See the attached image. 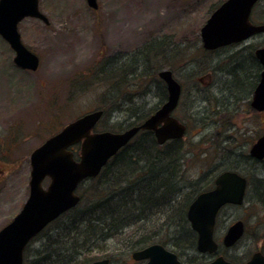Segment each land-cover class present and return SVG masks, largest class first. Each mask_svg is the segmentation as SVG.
Returning <instances> with one entry per match:
<instances>
[{
	"label": "rangeland",
	"instance_id": "rangeland-1",
	"mask_svg": "<svg viewBox=\"0 0 264 264\" xmlns=\"http://www.w3.org/2000/svg\"><path fill=\"white\" fill-rule=\"evenodd\" d=\"M224 1L96 0L98 8L93 10L86 0H38L39 11L49 24L32 18L18 24L21 42L39 58L35 72L16 67L14 52L0 37V230L28 198L29 158L36 148L65 125L96 110L104 112L96 132L119 133L143 121L165 98L158 72L171 69L185 94L174 116L188 127L180 140L185 165L174 205L84 251L82 258L144 264L131 258L137 238L155 231L168 240L165 224H172L170 233L176 231L191 198L231 166H238L237 172L246 176L247 195L241 207H226L217 217L214 239L219 245L218 256L241 264L256 252L264 254V162L257 172L249 165L236 164L263 133L264 113H236L228 107L213 114L205 101L208 96L220 98L224 92L217 88L226 84L228 76H215L213 69L224 65L198 50L199 31ZM252 15L264 22V0ZM256 42L264 45V35ZM153 44L158 45L153 48L156 53L150 50ZM73 151L77 156L78 148ZM48 183L46 179L43 187ZM92 188L84 183L77 194L92 200ZM238 220L244 223V236L225 249L222 237ZM45 233L53 238L57 235L58 240L64 237V232L57 234L52 228L42 235ZM187 238H179L178 248L173 244L164 248L176 253L181 264L214 259L188 249ZM42 241L40 237L30 242L27 256L41 249Z\"/></svg>",
	"mask_w": 264,
	"mask_h": 264
},
{
	"label": "water",
	"instance_id": "water-1",
	"mask_svg": "<svg viewBox=\"0 0 264 264\" xmlns=\"http://www.w3.org/2000/svg\"><path fill=\"white\" fill-rule=\"evenodd\" d=\"M258 1L225 0L200 29L203 48L214 50L264 32V26L249 23V15ZM86 3L93 10L98 8L96 0H86ZM26 18L49 24L39 11L38 0H0V37L14 52L15 66L35 72L39 58L23 45L18 32V24ZM256 57L262 72L251 106L261 112L264 110V48L256 51ZM158 77L166 85L167 101L142 124L119 133L95 132L103 116L102 110H96L65 125L31 153L29 195L18 214L0 230V264H23V253L29 242L47 225L78 205L80 197L76 192L79 185L96 178L139 132H151L159 146L184 137L185 126L171 115L178 103L180 86L168 70L159 72ZM75 146H78L77 158L73 151ZM249 156L257 161L264 160V134L251 146ZM46 179L49 183L44 188ZM246 183L238 173L224 171L217 175L212 189L200 193L190 203L186 219L197 236L198 253L215 255L218 252L219 245L214 239L217 215L225 206L239 207L243 204ZM243 235L244 223L238 220L227 228L221 240L222 247L232 248ZM131 258L144 264H181L174 253L159 244L136 251ZM89 264H109V260L101 259ZM201 264L234 263L216 256L212 261ZM243 264H264V255L256 252Z\"/></svg>",
	"mask_w": 264,
	"mask_h": 264
},
{
	"label": "trees",
	"instance_id": "trees-1",
	"mask_svg": "<svg viewBox=\"0 0 264 264\" xmlns=\"http://www.w3.org/2000/svg\"><path fill=\"white\" fill-rule=\"evenodd\" d=\"M158 45L161 44L158 43ZM158 45L153 44L152 48L150 47L151 52ZM154 111L144 118H148ZM137 124L139 121L133 126ZM137 137L139 138L135 141ZM134 139L133 144L131 141L107 163L98 177L82 183L88 182L91 186L93 185L90 193L93 199L85 200V197L80 195V202L75 208L60 216L34 238L31 243L36 242L40 237L43 239L41 249L36 250L32 256H27L28 247H26L24 264H70L72 262L77 264L79 260H84L82 258L84 251L98 247L140 221H147L154 214H158V211L172 209L174 200L180 192L179 182L182 180L185 165L182 143L176 140L158 146L153 134L146 131L139 132ZM168 148L172 150L170 149V152L166 150L163 153V150ZM249 160L248 157L243 158L242 161L240 158L236 164L249 165L250 170L255 169L257 172L262 163ZM238 170V166H231L229 169L236 172ZM213 182L209 188L197 192L188 202L187 207L199 193L211 189ZM261 182L264 184V179ZM185 216L178 220L179 230L176 228V231L170 233L171 223L161 225L168 231V234L166 233L169 235L168 240L161 239V233L157 234L155 231L140 235L131 249L132 253L152 244L163 247L173 244L175 248H178L179 238L184 237H190L187 238L190 241L188 249L196 252V234L190 229ZM48 228H52L57 234L64 232V237L58 240L57 235V238L46 233L42 235ZM172 233H175V236ZM91 262L93 261L85 259L79 264Z\"/></svg>",
	"mask_w": 264,
	"mask_h": 264
},
{
	"label": "flooded vegetation",
	"instance_id": "flooded-vegetation-1",
	"mask_svg": "<svg viewBox=\"0 0 264 264\" xmlns=\"http://www.w3.org/2000/svg\"><path fill=\"white\" fill-rule=\"evenodd\" d=\"M252 13H253V10H252ZM249 23L252 26H264V22H262L261 20H256L254 18V15H249ZM261 35H264V32L253 35L240 43L229 44V45L222 46L214 50L204 49L201 44V40H200V45H199L198 50L202 52L203 54L208 55L210 58L213 57V60H215V63L218 62L219 64L221 63L222 65H224L222 66V68L216 67L213 69L215 76L219 74H224L228 76L226 78V84L230 85L228 86L226 84L224 85L222 84L221 87L217 88L218 92H224L223 94H221L220 98L209 99V96H208L205 99L207 105H210V107L212 108L211 111L213 114H218L219 108H221L222 110H226L228 107H233L236 113L241 112L243 114H250V115H260L264 113V110L259 112L251 106L254 90L256 89L260 81V75L262 72V66L256 57V51L258 49L264 48V45H261L260 42H256L258 38H260ZM163 70H169L172 73V77L175 79V81L180 86V96L178 99L177 106L175 108L176 110L178 107H181L180 106L181 99L185 95L183 92V86L175 78L174 72L171 69H163ZM244 71H246L245 74L241 75V73ZM160 83L162 84V90H163L164 97H165L162 104L160 105L162 106L167 101V90H166L165 83L161 80H160ZM195 99L196 98H194V102L196 103ZM175 110L173 111L171 115L185 126L186 132H187V128H188L187 124L183 122L182 120L177 119L174 116ZM204 110H207V109H204ZM200 112L201 110L199 111V113ZM194 114H198V113L195 112ZM140 123H142V121L139 122V124ZM263 134H264V131L262 134H260L257 137V139L251 144V146ZM171 141H176V140H170L168 142H171ZM250 148L248 149L247 155H242L240 157L241 161L243 158L248 157L250 159L249 160L250 162L256 161L257 163H260V164L263 163L264 160L257 161L249 156ZM243 177L246 179V182H247L246 190H245V198H246L248 180L245 175H243Z\"/></svg>",
	"mask_w": 264,
	"mask_h": 264
}]
</instances>
